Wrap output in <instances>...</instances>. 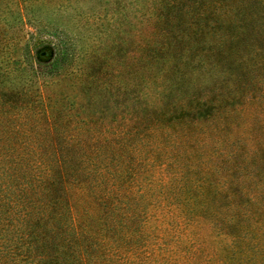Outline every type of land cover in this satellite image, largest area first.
<instances>
[{
	"label": "rangeland",
	"instance_id": "obj_1",
	"mask_svg": "<svg viewBox=\"0 0 264 264\" xmlns=\"http://www.w3.org/2000/svg\"><path fill=\"white\" fill-rule=\"evenodd\" d=\"M51 136L81 159L83 183L142 177L129 206L157 200L161 174L193 198L205 179L251 187L264 229V0H0V176L28 184ZM11 197L6 244L8 204L25 205ZM170 219L140 208L85 222L116 264H175Z\"/></svg>",
	"mask_w": 264,
	"mask_h": 264
},
{
	"label": "trees",
	"instance_id": "obj_2",
	"mask_svg": "<svg viewBox=\"0 0 264 264\" xmlns=\"http://www.w3.org/2000/svg\"><path fill=\"white\" fill-rule=\"evenodd\" d=\"M49 124L48 132L55 136L56 127ZM48 145L53 156L37 164L30 162L28 184L22 185L26 177L19 172L0 176L11 181L8 182L11 189L6 192L1 188L0 196L12 200L13 195L25 204L23 207L8 204L12 219L10 225L5 224L17 237H9L8 244L0 237V264H108L109 261L116 264L121 257L109 250L110 241L99 245L94 242L85 218L111 213L124 217L140 208L156 209L171 216L165 230L174 236L175 264H264V229L256 224V201L251 187L235 188L236 192L230 194L221 181L205 179L194 188L196 198H193V188L183 185L169 188L170 178L161 174L157 200L133 207L125 200H133L140 191L142 177H133L130 184L104 186L106 180L100 173L101 179L83 183L80 177L84 169L78 165L81 159L76 157L75 165L64 154L67 148L55 137L51 136ZM12 161L19 165L16 158ZM168 174L176 175L174 170ZM93 182L97 185L90 186ZM185 190L190 196L180 201ZM237 196L239 201L235 199ZM188 208L190 211L186 212ZM33 222L37 223L35 228ZM41 227L48 228L47 232H40ZM207 229L210 231L206 233ZM142 231L143 227L138 225L133 234Z\"/></svg>",
	"mask_w": 264,
	"mask_h": 264
}]
</instances>
